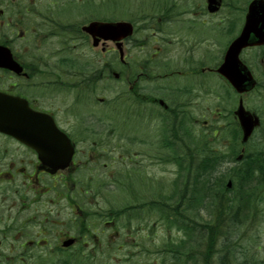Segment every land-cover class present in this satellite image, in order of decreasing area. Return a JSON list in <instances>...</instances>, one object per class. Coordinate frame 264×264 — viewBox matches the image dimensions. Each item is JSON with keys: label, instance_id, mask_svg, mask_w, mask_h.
Masks as SVG:
<instances>
[{"label": "rangeland", "instance_id": "rangeland-1", "mask_svg": "<svg viewBox=\"0 0 264 264\" xmlns=\"http://www.w3.org/2000/svg\"><path fill=\"white\" fill-rule=\"evenodd\" d=\"M65 1L68 2L69 0H16L15 3L21 4L19 6H22V8L29 4L30 8H37L43 11L44 15L49 16L48 18L41 16L44 26L56 25L55 28L51 29H57V32L54 33V31L50 30V36H46V31L44 32L45 41L43 45L46 48L44 51L52 53V51L59 50L60 56L54 55L51 57V61L55 63L59 60L63 61L61 66L62 70L60 69L61 73L63 70H74L75 73L73 75H60V81H62V84L66 83V87H61L58 89V92H60V99H63L67 104L75 100L74 96L77 98L79 105L75 107V111L84 114L92 112L97 116H100L103 111L102 117H106V113L110 111L113 102L116 101L115 97H117L118 91H120L119 89H122V84L113 80H101L98 84L95 81L91 82V85H94L93 92L87 93V96H84L86 95L85 92L80 93L83 90L81 87L82 81L79 80L80 78L77 76L84 73L86 74L87 72V74L91 75L92 79L94 76L99 75L102 63L100 62L101 57L96 55L97 51L100 53V47L93 48L91 40L86 42V40L81 37L83 34L78 31H76V34L71 33L74 23L81 26V21H83L86 16L87 19L83 22L95 19L130 20L136 24V33L126 45L129 53L127 61L133 62L134 58H139L141 59L140 64L142 66L143 64H152L153 61L157 67L163 70L156 84L158 96L162 97L168 93V87L173 83L174 75H176L179 85L184 83L189 84V92L180 96V101L183 102V106L187 108V112L189 113V116L187 113L183 115L186 117L184 120V133L186 137L184 144L187 148L185 151H187L188 155V160H184L186 167L191 160L190 153H192L193 158L200 157L205 153V150L210 147L220 152L222 155L227 156L230 153L229 146L231 145H235L238 152H241L244 148L245 156L259 153V155H263L262 159L264 160V64L263 66L260 64V59L262 57L264 58V49H254L244 53L245 59L250 61L254 69H256L262 84L254 92L246 94L243 98L248 109L256 111L262 118V124L246 145L241 144V139H239L235 131L238 122L233 111L238 105L239 96L228 82L217 75L212 74L211 76L209 72H204V75H196L200 73V70L196 71L197 73L194 71L185 75L191 68L189 67L190 64L187 62V59H204L205 61L207 60L210 66L215 63L218 65L221 62L220 60L223 57L221 50L227 46L230 38L228 35L229 31L226 30L229 29L228 23L219 21V19H222L220 16H222L223 13L210 15V13L207 14L206 10L205 13L198 14V17L195 18L201 22L194 24L191 28L197 35L196 37L194 33H190L187 30L185 26L186 23L183 22L186 16L193 14V11H197L201 7V4L203 5V0H75L78 8H81L83 12L76 8L72 16L59 15L62 13L61 10L65 9V7L61 6L66 5ZM174 1L175 3H179V6H186L190 11L192 10V12H184V16H182L183 22L181 21V17L178 22L174 20L171 21L170 24H164L165 38H157L156 40L150 38L151 32L156 29L151 26V18L154 16L159 17L161 14L163 15L166 9H170L173 6H171V4H175ZM196 5L197 8L195 7ZM55 12H57V14ZM32 20L33 18H30V21ZM177 33L178 35L176 37ZM13 39V48L20 53L22 40L17 32L13 33ZM161 40L162 43L160 42ZM195 43H199V46L195 47L197 45ZM140 46H142V48H140ZM113 47H115V45L109 42L107 58L110 62H114L116 56L115 52L111 51ZM201 47L203 48L201 49ZM64 57L69 58L66 65L72 63L71 67H64L66 66L64 64ZM97 57H99L100 61L97 60ZM165 60L169 64L167 68L165 66L166 63H164ZM162 67H165V69H162ZM158 70L159 69H157V74ZM166 72L169 74L168 76L167 74L165 76ZM171 72H173L172 75ZM180 72L181 75L179 76L178 73ZM188 79L195 80L189 82ZM63 80L65 83H63ZM201 81H203V85ZM190 83L201 86L195 87ZM96 84L97 86L95 88ZM100 97L104 98L103 102L99 99ZM113 113L115 114L114 111ZM161 114V110L158 109L154 116L153 123L146 126V128L153 127L149 142H151L152 145L155 144V148H164L165 143L168 142L171 136L173 138V150H180L177 144L181 135L177 134L174 128L175 125L176 127L178 126L182 119L178 118L176 115H170L168 119H165ZM112 116L116 120L113 124V128L108 131V133L114 138L120 134L121 127L123 129L125 128L122 126V120L119 117ZM109 120L110 119H102L95 122L92 127L93 135L107 132L101 130V128L106 127L107 121ZM233 120L235 121V129H233ZM70 121L74 124L73 122L75 120L70 118ZM135 122L137 121L135 120ZM143 122L139 123L142 124ZM172 124L173 127L169 132ZM79 131L83 134L81 128ZM231 133L233 136H231ZM175 137H178L177 141ZM90 138L91 137H88L86 142H90ZM0 141H2L1 138ZM117 141L118 140H114V142ZM130 148V151L134 150L132 146ZM137 149L143 152L144 146L138 144L136 146V150ZM135 162H137L136 167L141 172L140 175L148 178L147 186L140 189L138 185H134L133 188L132 185L124 182V177L127 174L135 173L133 164L125 158L123 164L124 168L126 167L128 169V173L120 179L123 185L117 188L114 184L115 182L113 183L109 179L108 181L112 182V184L107 186V196H104L105 199L99 196L94 197L91 206L93 210L108 206L109 210L117 212L121 208L128 207L134 203H155L158 200L163 201L164 196L169 203L173 202L174 184L179 174V166L176 162L166 158L164 159L165 165L157 160L149 162L147 157L143 158L142 156H138ZM239 165H241V163H236L234 159L224 162L222 175L223 173L225 174V182H227L229 178H232L234 181L238 178L234 174L238 172ZM100 169L102 170L101 167ZM101 180H105L104 175L100 176L96 184L100 183ZM251 187H259V189L252 192ZM95 188L99 191L97 187ZM247 190L251 192L252 208L245 209L244 213L239 215L238 222H235L237 218L234 219V225L230 222L231 220H228L229 215L227 216L226 214L222 217L226 227L224 233L230 231V238L226 240L229 245L223 242V235L220 233L216 241L215 252L210 256L209 261L211 264H219V256L225 254L228 250L232 264H242L246 261L248 264H263L264 179L260 185H258L257 182L248 184ZM134 192H139L142 195H134ZM238 192L239 190L231 192L230 196L235 198ZM97 202H99V204L95 205ZM46 207L53 208L55 212H59L60 210L58 218L64 221L74 216L73 211H71L70 207H68L65 202L62 203L60 209L57 208L58 206L54 204V202H48ZM156 210L150 209L142 212V216L144 215L146 218V224L143 226V229L138 228L137 215H133L130 224L128 221L119 220L114 230L105 229L103 234L99 233V236L103 240H106L109 236L114 238L115 242L118 244L117 246H120V250L118 251L117 247L114 248L111 246L109 249H104L107 252L101 253V251H94L93 253H96L97 257L89 260V263L200 264L202 261L196 260L195 258L193 259V257L186 259L187 261L185 263L183 262L185 260H182L183 263H180L182 258H179V263H176V260L171 257L170 244H180L186 241L183 243L186 249L184 248L182 250L183 254H185L192 250L189 249V245L196 244L197 239H186L187 233L185 231L176 229L174 226L167 227L162 219H158V212ZM192 217L198 224L207 226L206 222H210L214 217H218V214L215 211L209 212L208 210H202L200 214L196 213ZM230 225H233V227L231 228ZM148 232H150V234L149 237L146 238ZM54 242L55 239L50 238L49 241L39 249L40 253L43 254V264H61L67 259H70L71 255L74 254L76 249L80 246L78 245L70 251L61 254V252L55 248ZM90 244L91 242L88 241L89 247L86 245L83 248H86L88 251L92 248ZM24 264L38 263L27 261V263ZM75 264L85 263L75 262Z\"/></svg>", "mask_w": 264, "mask_h": 264}, {"label": "flooded vegetation", "instance_id": "flooded-vegetation-1", "mask_svg": "<svg viewBox=\"0 0 264 264\" xmlns=\"http://www.w3.org/2000/svg\"><path fill=\"white\" fill-rule=\"evenodd\" d=\"M252 1L218 0L220 9L217 12H211L208 1L203 0V5L201 4L197 11H193V14L186 16L184 22L182 21L184 12H192V10L190 11L186 6H179V3L174 2L175 4H171L173 6L166 9L163 15L151 18V26L156 29L151 32L150 38L154 40L165 38L163 25L170 24L174 20L178 22L181 17V21L186 23L187 30L194 33L191 30L192 26L201 22L195 17H198L200 13H205L206 10L207 14L210 13V15L223 13L220 16L222 19H219V21L228 23L229 29L226 30L229 33L239 34L241 32L239 28L244 25L248 6ZM15 2L16 0H0V44L12 49L14 57L20 63L22 70L16 72L0 66V94L26 99L32 110L51 115L57 124L69 134L72 131L71 126H74L70 118L75 120V127L84 131H92L94 124L92 119H96L97 115L92 112L84 114L75 111V107L79 105L75 96V100L68 102V104L59 97L60 92H58V89L66 87L64 80L63 83L65 84L61 83L60 75H73L75 72L69 69L63 70L61 73L62 64L59 61L57 63L51 61L52 53H45L42 41L44 36V30L42 29L45 26L42 24V19H40L42 14H39L38 11L34 12L29 4L21 8ZM72 2L70 0L71 4ZM71 4L69 5L73 8V13L70 10L71 15L69 16L74 14L77 6L76 1L73 5ZM195 7L197 8V5ZM61 11L63 12V10ZM81 11L83 12V10ZM33 12L34 14H32ZM30 17H34L37 21L31 23ZM86 19L87 16L84 17L83 21ZM202 21L206 22L205 20ZM49 26L46 27L49 28ZM79 26V24L74 23L71 33L76 34V31H78L83 34L84 32H81L82 25L80 26L81 31L78 28ZM51 27L55 28L56 25ZM14 32H17L22 40L20 53L13 48ZM177 35L178 33L176 37ZM160 42L162 43V40ZM195 44H197L195 47L199 46V43ZM254 49L263 50L264 48H248L243 53ZM243 53L241 54L242 61L252 66L250 61L245 59ZM261 61L263 62V59ZM187 62L190 64L189 67H195L197 71L200 70L201 75H204V72L216 73V68L219 65L215 63L212 64L214 66L212 67L208 65L207 60L200 58L187 59ZM68 66L71 67L72 65L64 67L68 68ZM107 66L102 68L97 84L107 76V68L109 69ZM86 74L77 76L82 81L81 87L83 90L80 93L85 92L86 95L84 96H87V93L93 90L92 85L90 86L91 79L87 78L91 75ZM120 74V80L123 84L121 85L122 90L118 91V99L121 104L122 117L124 119L134 118L137 121L136 133L138 135L142 131L151 132L153 127L146 128V126L153 122L158 105L163 106L157 100V88L152 75L145 72L138 62L125 67L121 66ZM174 76L173 83L168 87V93L162 98L169 104L165 108L166 113L174 116L176 110V116L179 118L187 113L185 110L178 109L183 108L180 96L187 94L189 89L185 83L179 85L176 75ZM106 78L108 79V76ZM194 80L188 81L192 82ZM201 82L203 85V81ZM193 86L199 87L201 85L193 83ZM99 99L103 101V97ZM139 120H144V122L141 124L138 122ZM125 121L127 124L130 123L129 120L125 119ZM0 138L2 139L0 141V264H24L27 261L43 264V254L40 253L39 249L49 241L50 236L56 239V245L58 246V243L61 245L64 240L76 237L73 234L74 231L80 232L78 235L81 239H88L90 236L97 239V244L92 245L90 253L100 251V248L103 247L111 248L112 243H108L105 239L100 243L98 239L99 233L103 234L104 229L100 228V225L96 222L97 219L94 220L91 206L92 199L98 196L101 197V195L96 192L93 183L97 182L101 175H104L106 181L110 179L112 182L123 176V162L127 156L124 143H111L108 141L75 143L76 150L71 167L65 171L51 174L47 171V167L42 163L39 153L33 147L1 132ZM146 156L149 157V152ZM101 164L103 165V171L100 169ZM59 183L67 187V184H72L69 196L68 192L61 190ZM48 202H54L59 209L60 204L65 202L68 207H71L74 217L66 221L61 220L58 218L60 215L59 209V212L53 211L51 207L46 209ZM81 221L84 222V227H79ZM105 223H110V226L114 228L117 221L111 219L106 220ZM58 226H62L63 229L59 230ZM84 244L86 243L84 242ZM117 250L119 251L120 248L117 247Z\"/></svg>", "mask_w": 264, "mask_h": 264}, {"label": "trees", "instance_id": "trees-1", "mask_svg": "<svg viewBox=\"0 0 264 264\" xmlns=\"http://www.w3.org/2000/svg\"><path fill=\"white\" fill-rule=\"evenodd\" d=\"M231 136H233L232 133ZM173 151L172 160L179 166V174L173 190L174 200L169 203L164 196L163 201L158 200L151 208L157 209L158 219H162L167 227L174 226L176 229L185 231L186 239H197L196 244L189 245V249L192 250L185 254L182 250L185 248L183 243L186 241L180 244H170L171 257L176 260V263H179V258H182L180 263H185L186 259L193 257V259L201 260L200 264H211L210 256L215 252L216 241L220 233L223 235V242L229 245L226 240L230 238V231L224 233L226 227L222 217L229 215L228 220H231L230 222L234 225L239 221V215L244 213L245 209L252 208L251 192L247 190V185L255 182L258 185L262 184L264 179L263 155L253 153L246 156L238 166V172L234 174L238 178L234 181L233 187L227 188L222 168L224 162L234 159L238 152L235 145L230 146V153L227 156L210 147L200 157L193 158L190 153L191 160L187 167L184 164V160H188L187 151L175 149ZM259 187H251V191L255 192ZM235 190L239 192L233 198L230 193L236 192ZM129 208L134 209V206ZM202 210L215 211L218 217L206 222L207 226L198 224L192 216L196 213L200 214ZM233 225L230 227L232 228ZM182 260L185 261L182 262ZM218 261L219 264H229V250L220 255ZM61 264L72 263L65 261Z\"/></svg>", "mask_w": 264, "mask_h": 264}, {"label": "water", "instance_id": "water-1", "mask_svg": "<svg viewBox=\"0 0 264 264\" xmlns=\"http://www.w3.org/2000/svg\"><path fill=\"white\" fill-rule=\"evenodd\" d=\"M259 9L264 11L263 7H253V9L250 10L243 33L230 45L225 56V61L218 69V72L225 76L239 92L249 89V82L251 81V77H249L250 75L246 72V67H242L241 65L239 54L242 48L249 44L264 42V30L259 29V26L264 23V20L259 21L256 17L259 14L257 12ZM254 18L257 19V22ZM84 29L94 36L95 45L98 44L101 37L105 39L120 40L121 38L132 34L133 30L132 25L125 22H93ZM254 37L259 40L253 41L252 39ZM11 60L12 57L9 50L0 46V63L14 65V62ZM0 107L3 110H8L9 108L8 104H5L4 101H0ZM236 114L240 118L244 131L243 141H247L255 126L259 124V118H254L249 112H247L242 102L236 111ZM22 119L23 120H19L18 123H15L16 119L14 120L5 117L0 118V129L14 134L21 141L39 146L38 149L41 155L44 157L47 155L48 157L46 159L50 163H54L55 168L65 167L72 155L70 141L56 128L53 121H50L47 118L44 119L40 114H35L33 117H30V120L37 121L38 126L33 128L32 124H26L25 119ZM241 157L242 156H239V159ZM228 186H232L231 180L228 182ZM71 242L72 241H68L65 244L68 245Z\"/></svg>", "mask_w": 264, "mask_h": 264}, {"label": "bare ground", "instance_id": "bare-ground-1", "mask_svg": "<svg viewBox=\"0 0 264 264\" xmlns=\"http://www.w3.org/2000/svg\"><path fill=\"white\" fill-rule=\"evenodd\" d=\"M228 263H229V264H230V263L232 264V260H231L230 258H229V261H228Z\"/></svg>", "mask_w": 264, "mask_h": 264}]
</instances>
